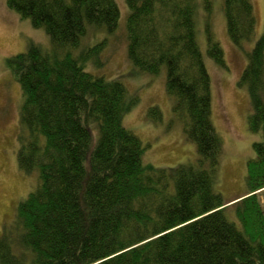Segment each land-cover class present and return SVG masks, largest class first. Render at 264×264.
<instances>
[{"label": "trees", "instance_id": "1", "mask_svg": "<svg viewBox=\"0 0 264 264\" xmlns=\"http://www.w3.org/2000/svg\"><path fill=\"white\" fill-rule=\"evenodd\" d=\"M126 2L128 56L153 74L166 66L167 91L198 160L144 162L147 144L123 122L135 102L126 85L88 71L73 54L87 23L117 28L116 0H8L46 28L53 52L30 42L7 59L24 96L18 164L37 181L17 206L16 231L3 227L0 264H264V30L245 46L258 25L252 0H223L231 40L248 57L239 81L253 106L248 126L262 135L248 160V190L234 202L215 189L223 141L197 38L198 14L211 13L213 0ZM208 16L207 54L226 67ZM151 115L162 118L158 106Z\"/></svg>", "mask_w": 264, "mask_h": 264}, {"label": "rangeland", "instance_id": "2", "mask_svg": "<svg viewBox=\"0 0 264 264\" xmlns=\"http://www.w3.org/2000/svg\"><path fill=\"white\" fill-rule=\"evenodd\" d=\"M116 1L120 9L117 28L111 32L105 25L87 23L88 31L73 54L82 55L88 71L107 79H119L126 85L135 102L125 112L123 122L147 144L144 162L165 168L196 162L197 144L186 137L184 116L175 113V98L167 91V68L164 66L153 74L134 66L128 56L130 9L126 0ZM252 2L258 25L255 37L246 47H251L264 30V0ZM210 12L201 10L198 14L197 38L212 78V119L223 141L215 189L223 194L225 201L234 202L248 190V160L255 156L253 144L262 135L249 129L248 116L253 106L247 86L239 82L248 63L247 54L231 40L223 0H213ZM206 16L209 29L224 49L226 67L207 54ZM30 42L37 43L47 53L53 52L46 28L34 26L30 18L11 8L8 0H0V234L6 225L9 231H16L17 206L37 181L36 173H25L18 164L20 108L24 96L7 65L8 57L24 51ZM153 106L162 112L161 119L151 115ZM229 217L238 221L233 208L229 209Z\"/></svg>", "mask_w": 264, "mask_h": 264}, {"label": "bare ground", "instance_id": "3", "mask_svg": "<svg viewBox=\"0 0 264 264\" xmlns=\"http://www.w3.org/2000/svg\"><path fill=\"white\" fill-rule=\"evenodd\" d=\"M216 210H218V208H217V209H215V211H216ZM206 214H207V213H206ZM206 214H203V216H205Z\"/></svg>", "mask_w": 264, "mask_h": 264}]
</instances>
